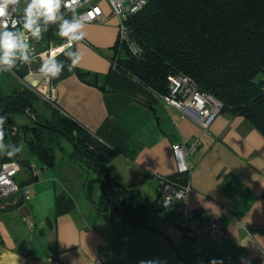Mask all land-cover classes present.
<instances>
[{"label": "crops", "instance_id": "1", "mask_svg": "<svg viewBox=\"0 0 264 264\" xmlns=\"http://www.w3.org/2000/svg\"><path fill=\"white\" fill-rule=\"evenodd\" d=\"M99 2L108 18L104 23L85 24L87 37L72 46L81 56L78 67L68 70L71 61L65 52L69 47L54 56L65 63L57 78L41 75L40 56L32 58L25 77L15 70L8 72L6 81L11 85L4 86L7 91L0 88V94H10L20 84L36 86L40 92L52 85L60 112L110 150L108 176L141 195L145 224L124 220L123 207L119 211L108 210V205L100 208L102 181L92 168L76 161L69 140L64 138L71 150L66 152L61 142L49 167L26 137L35 156L24 151L7 157L18 161L15 180L30 199L18 193L0 204V264H99L98 254L104 255L100 264L147 260L211 264L213 259L225 264L226 256L234 264H264V134L231 111L222 112L204 130L137 78L112 69L118 20L106 0ZM32 45L39 49L36 55L57 46L44 36ZM78 70L90 72V82L98 76V85L84 81ZM4 134L5 144L17 146ZM196 138H201L202 146L190 156L193 167L185 183L189 182L192 193L186 205L201 219L224 224L206 239L189 236L180 227L176 209L162 205L157 177L177 175L173 145ZM60 149L65 155L58 157ZM4 154L0 152V167ZM25 207L30 215L23 214Z\"/></svg>", "mask_w": 264, "mask_h": 264}, {"label": "trees", "instance_id": "2", "mask_svg": "<svg viewBox=\"0 0 264 264\" xmlns=\"http://www.w3.org/2000/svg\"><path fill=\"white\" fill-rule=\"evenodd\" d=\"M128 24L141 51L133 54L117 39L112 69L137 78L158 95L169 92L170 76L187 75L223 103L222 112L243 116L264 134V0H148ZM43 36L56 45L66 42L56 34L55 26ZM78 73L84 81L98 85V76L90 82V72ZM41 99L29 86L20 84L10 94H0V117L4 124L19 128L14 116H31L35 125L27 129L31 131L29 147L49 167L55 163L61 139L69 140L76 161L92 168L102 181L100 208L108 205V210L119 211L123 207L124 220L145 224L141 195L108 176L110 150L57 105L43 99L51 113L45 116L37 107ZM17 138L18 134L14 142ZM101 154L103 160L98 158ZM3 156L5 162L11 161ZM170 179L186 182L185 175Z\"/></svg>", "mask_w": 264, "mask_h": 264}, {"label": "built area", "instance_id": "3", "mask_svg": "<svg viewBox=\"0 0 264 264\" xmlns=\"http://www.w3.org/2000/svg\"><path fill=\"white\" fill-rule=\"evenodd\" d=\"M100 0H82L83 6L77 11L86 16V23H104L108 15L102 8ZM111 8V15L118 20V43L127 44L133 54L141 51L140 46L133 37L132 30L128 24L129 19L140 12L147 4L148 0H106ZM21 2L10 12L6 10L5 15L9 19H18L21 14ZM4 18L0 16V19ZM25 36L32 43L29 33ZM73 46V45H72ZM65 47H69L68 42L46 49L43 54L55 56ZM34 50V49H33ZM40 55H34V58ZM116 66V60L113 61ZM169 92L159 95L160 99L167 105L181 111L187 118H190L204 130H208L222 113L223 103L210 93L202 91L198 84L191 77L184 74H177L169 78ZM23 82H25L22 79ZM30 86L29 84H27ZM42 99L56 105V90L52 85H48L45 91H38L36 86H32ZM38 89V90H37ZM202 146L201 138H196L190 142L177 143L173 145V156L177 165V175H189L192 172L190 156L195 154ZM20 170L18 161L12 160L5 162L0 167V204L7 198L22 193L24 199L28 201L30 196L25 187L19 185L15 176ZM161 182V201L164 207H174L180 215V227L191 237L206 239L208 233L222 230L224 224L216 219L205 221L199 217L195 211L187 208L186 202L192 188L187 183H180L178 180L170 179L171 176H157ZM104 255H97V263H101ZM225 264H234L226 256Z\"/></svg>", "mask_w": 264, "mask_h": 264}, {"label": "clouds", "instance_id": "4", "mask_svg": "<svg viewBox=\"0 0 264 264\" xmlns=\"http://www.w3.org/2000/svg\"><path fill=\"white\" fill-rule=\"evenodd\" d=\"M20 0H0V72H11L18 66L28 64L33 56V45L26 38L29 33L32 40L40 41L43 34L51 26H55L56 34L60 38H66L69 50L65 55L71 61L68 70L78 67L81 56L78 49L72 50L74 43L83 41L87 37L85 31L86 16L78 13L83 6L82 0H25L22 14L18 19H9L5 15L19 5ZM42 63L39 73L45 78L52 79L61 75L65 68L64 61L57 60L54 56L44 59L40 54ZM4 118L0 117V152L13 156L21 151L20 147L13 144H5ZM141 264H161L159 260L142 261ZM211 264H223L222 260L213 259Z\"/></svg>", "mask_w": 264, "mask_h": 264}, {"label": "rangeland", "instance_id": "5", "mask_svg": "<svg viewBox=\"0 0 264 264\" xmlns=\"http://www.w3.org/2000/svg\"><path fill=\"white\" fill-rule=\"evenodd\" d=\"M24 3H25V0H22V2H21V8H23ZM108 6H109V4H108ZM105 8H106V6H105ZM109 8H110V6H109ZM106 9H108V8H106ZM110 11H111V8H110ZM33 49H34V53H36V49H37L36 46ZM38 51H39V49H37V52ZM41 52H43V51H41ZM8 76H9V73L8 72H0V88L2 90H4V91H7L6 89H4V86H6V84L7 85H11V84H9L6 81L8 79ZM38 109L42 113H44L45 115H48V114L51 115V113L49 111V108L47 107L46 104H44V101L42 99L39 100V102H38ZM0 115H2V114H0ZM14 117L16 119V123L19 126V128L15 126V130H14V132H12L13 126H10L8 123H6V124H4L3 131L8 134V137H10L11 140H14L15 135L18 134V138H17L16 142H14V143H16L18 147H20L21 151H19V152L23 153L24 151H26V152H29V153L33 154L30 151V149L28 148V144L26 142V137H31V131H30V129L27 130L28 129V126L30 127L31 125H35L34 122H33V120H32V118L27 113H17ZM61 142H62V145L64 144L65 151L66 152H68V151L71 150L70 145L67 143V141L64 138L61 139ZM12 143H13V141H12ZM61 155H65V152L62 149H60V151H58L57 156L60 157Z\"/></svg>", "mask_w": 264, "mask_h": 264}, {"label": "water", "instance_id": "6", "mask_svg": "<svg viewBox=\"0 0 264 264\" xmlns=\"http://www.w3.org/2000/svg\"><path fill=\"white\" fill-rule=\"evenodd\" d=\"M35 53H34V50H33V56L34 57ZM21 77H25L27 74H29V66L28 64H25L23 66H18L16 69H14ZM0 114H3V112H0ZM98 158L100 160H103L104 159V156L101 154V155H98ZM123 200V199H122ZM23 214L24 215H30L29 214V211H28V207H25L24 210H23Z\"/></svg>", "mask_w": 264, "mask_h": 264}, {"label": "bare ground", "instance_id": "7", "mask_svg": "<svg viewBox=\"0 0 264 264\" xmlns=\"http://www.w3.org/2000/svg\"><path fill=\"white\" fill-rule=\"evenodd\" d=\"M30 77V76H29Z\"/></svg>", "mask_w": 264, "mask_h": 264}]
</instances>
